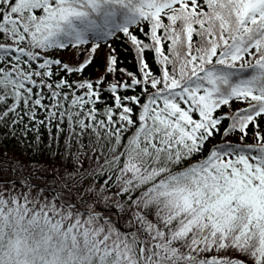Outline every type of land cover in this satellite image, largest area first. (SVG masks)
Segmentation results:
<instances>
[{"label":"snow or ice","instance_id":"snow-or-ice-1","mask_svg":"<svg viewBox=\"0 0 264 264\" xmlns=\"http://www.w3.org/2000/svg\"><path fill=\"white\" fill-rule=\"evenodd\" d=\"M0 264H264V0H0Z\"/></svg>","mask_w":264,"mask_h":264},{"label":"trees","instance_id":"trees-1","mask_svg":"<svg viewBox=\"0 0 264 264\" xmlns=\"http://www.w3.org/2000/svg\"><path fill=\"white\" fill-rule=\"evenodd\" d=\"M102 56H103V53H101V58H102ZM66 58H67V57H66ZM7 146H8V148H9L10 150H15V149L18 148V146H16V145L13 144V143H9Z\"/></svg>","mask_w":264,"mask_h":264}]
</instances>
